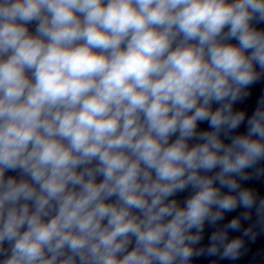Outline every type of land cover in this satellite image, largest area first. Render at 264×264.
I'll list each match as a JSON object with an SVG mask.
<instances>
[{
    "label": "clouds",
    "instance_id": "1",
    "mask_svg": "<svg viewBox=\"0 0 264 264\" xmlns=\"http://www.w3.org/2000/svg\"><path fill=\"white\" fill-rule=\"evenodd\" d=\"M261 24L264 0H0V264L238 260L264 231V96L237 107Z\"/></svg>",
    "mask_w": 264,
    "mask_h": 264
},
{
    "label": "water",
    "instance_id": "2",
    "mask_svg": "<svg viewBox=\"0 0 264 264\" xmlns=\"http://www.w3.org/2000/svg\"><path fill=\"white\" fill-rule=\"evenodd\" d=\"M30 30L34 32L35 24L29 26ZM258 27L264 28V24L258 25ZM235 43V41H232ZM250 96L244 100L242 103L237 104L238 108H246L249 112H251L257 105L258 100L261 96H264V78L251 86ZM200 127H207L206 124L200 125ZM243 128L241 129V131ZM175 139V137H173ZM8 175H16V173H8ZM246 185L251 186L260 195H264V176L260 178H253L246 182ZM187 193L178 194V199L181 201ZM237 211H240L239 209ZM236 215V213H232L226 217L225 221H222L218 227H222L224 223H227L231 216ZM255 219V217H253ZM250 222H244V226L246 227ZM214 231L213 228L206 226L205 228V239L203 243H207V237ZM257 232L256 239L254 241L245 238V249L246 251L239 257L236 261H231L229 259L220 260L218 257H209V256H200L195 259L194 264H211V262H215V264H264V231L260 230L259 227L255 229ZM240 232H230V238L240 236Z\"/></svg>",
    "mask_w": 264,
    "mask_h": 264
}]
</instances>
